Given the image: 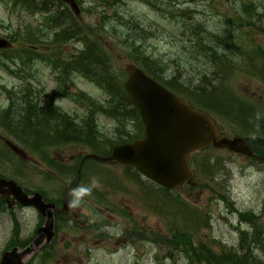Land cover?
<instances>
[{
    "label": "rangeland",
    "instance_id": "374dc122",
    "mask_svg": "<svg viewBox=\"0 0 264 264\" xmlns=\"http://www.w3.org/2000/svg\"><path fill=\"white\" fill-rule=\"evenodd\" d=\"M157 2L160 4L156 8ZM78 3L81 12L74 21L80 23L84 32H78L67 41H55L52 37L61 29L48 21L51 16L48 12L35 13L16 6L11 0H0V36L11 41L10 48L0 50L1 175L19 182L27 192L41 190L48 198L58 199L63 187L72 185V175L61 168L73 164L75 157L81 159L90 149L100 147L108 151L112 145L136 134L138 124L129 113L127 117L92 113L93 104L111 105V94L94 72L86 74L66 63L68 58H78L83 47L93 40L103 46L110 59L107 65L115 72L117 82L126 79V65L133 62L131 56L148 53L155 56L158 66H164L161 73L178 82L192 84L196 93L209 100L207 91L216 86L215 97L211 99L215 103L227 98L222 96L219 87L228 85L239 100L250 109L258 110L262 119L248 112H241L238 117L246 118L248 126L252 122L257 131H264V76H257L256 68L255 73H248L251 52L259 58L258 65L264 64V56L261 58L259 53L264 50V0H118L111 8L104 0H78ZM248 6L250 11L246 13ZM58 10L61 19L56 21L64 24L68 16L63 9ZM183 22L190 27L194 24L199 35L219 33L211 36L207 44L218 58L234 61L228 63L230 67L226 72L221 64L210 60L213 58L210 53L201 52L198 42L188 50V37H194V30L184 33ZM19 69H23L22 73ZM221 81L224 85H218ZM25 101L32 105L31 116L38 119L40 125L41 120H51L50 124L59 129V133H50L51 137L45 141L47 146L38 153L28 147L27 141L7 132L6 125L11 124L10 119L19 113ZM234 101L233 109H237ZM201 106L207 111V105ZM123 113L120 111L119 115ZM215 116L226 134L252 136L243 132V128L231 127L228 123L233 122V118ZM88 121L92 134L85 123ZM7 138L23 148L25 155L10 149L5 143ZM250 144L264 155V147L259 142ZM192 159L197 163L193 182L179 186L170 194L175 209L163 206L164 190L135 171L131 170L128 175L122 165L107 163L95 166L93 173H86L81 185L87 183L86 177L90 183L98 184V189L107 194L110 204L117 209V214L112 213L115 218L103 217L107 226L110 225L109 231L114 229L112 232H115L119 227V231L123 229L122 235L127 233L133 238L140 237L138 233L145 227L147 234H144L148 238L141 247L129 243L117 245L119 236L112 233L94 252L83 250L85 264H156L158 260L161 264H208L206 260L213 256L224 258L228 251L239 255L252 252L247 256L250 263L263 260L264 157L220 149L197 151ZM59 172L65 176H60ZM114 187L116 190H112ZM147 189L153 192L155 199ZM86 195L84 191L78 193L85 202L81 205L82 216H98L99 210ZM150 202L154 203L150 205ZM135 214L139 216L138 221ZM41 221L33 207L18 206L0 211V257L10 246L27 244ZM178 231L189 233L190 243L170 244L174 232ZM243 232L245 241L250 244L247 249L239 247ZM83 234L84 244L93 245L92 233L84 231ZM192 238L196 248L204 247L206 259L202 262L192 257ZM54 248L58 252L63 248L61 238L53 241ZM57 259L61 260L55 256L53 260H41L38 256L31 264H62Z\"/></svg>",
    "mask_w": 264,
    "mask_h": 264
},
{
    "label": "water",
    "instance_id": "95a60500",
    "mask_svg": "<svg viewBox=\"0 0 264 264\" xmlns=\"http://www.w3.org/2000/svg\"><path fill=\"white\" fill-rule=\"evenodd\" d=\"M76 14L80 9L76 0H64ZM7 40L0 37V46ZM128 77L124 87L139 109L144 124L145 136L113 147L106 157L88 154L99 160H114L134 166L145 177L162 186L176 188L187 179L192 180L193 171L190 154L198 149L213 146L252 155L253 152L240 137L228 138L221 135L209 114L194 108L166 86L147 75L137 64L127 65ZM13 197L12 202L34 205L46 217L33 241L19 250L17 246L3 253L0 264H25V260L46 240L54 235L53 208L56 204L44 202L41 193L28 195L22 187L0 176V196ZM10 206L11 203H8Z\"/></svg>",
    "mask_w": 264,
    "mask_h": 264
},
{
    "label": "trees",
    "instance_id": "16d2710c",
    "mask_svg": "<svg viewBox=\"0 0 264 264\" xmlns=\"http://www.w3.org/2000/svg\"><path fill=\"white\" fill-rule=\"evenodd\" d=\"M14 2V4L16 6H19L21 8H23L24 10H30V11H35L37 13H43V12H48L49 15L48 16V21H50L51 23H56V25L58 26V30L59 28L61 30H59L58 32H55V35L52 37V39L56 40H69L73 37H76L78 32H84V28L82 26H80V23H76L75 20V16L73 14V12H71L69 10V7L67 6L66 3H64L62 0H11ZM111 0H104L105 5H108V7L111 8V6H116L117 5V1L118 0H113L114 3L110 4ZM148 1V0H143ZM58 2V4H57ZM151 4V3H150ZM160 3L157 2L156 3V8L157 5H159ZM173 4V3H172ZM53 5V8H51ZM58 9H63L64 10V14L65 16H68V19H66V22L64 24H62V22H57L56 19L60 18L61 19V13ZM69 10V11H68ZM248 11H250V6H248V8H246L245 12L247 13ZM54 12V15L52 14ZM58 15H60L58 17ZM253 15V14H251ZM55 20V21H53ZM131 22V21H130ZM132 25H137L136 21H134V23ZM194 25V24H192ZM191 27L186 24L185 22L182 23V28L184 29V33L187 30H194L193 34L194 37L189 38V47L188 50H190V45L194 46L197 42L200 45L199 49H202V53L207 52L210 53L212 55L213 58H211L210 60H214L215 64H221L224 67H227L228 63H225L226 59H222V57L218 58V55L216 54V52L211 51L210 49H208V47L210 46L209 44H207L208 41L211 40V36L215 37L218 36L219 33H215L213 34L212 32L210 33H203L202 35H199V31L197 29V27L192 26ZM220 39V38H219ZM218 40V39H217ZM33 44V43H31ZM124 46L126 48H128L129 46L127 45V41H124ZM86 46V47H85ZM83 47V50L81 51V53L79 54L78 58H68V60H66L67 64L69 65V67L71 68H75L78 70L83 71L86 74H90L91 72H94L96 76H99V79L101 81L100 84L105 83V88L108 89L109 93L111 94L112 97V101H111V105L108 106H101V104H93V107H91V111L92 113L94 112V114H99V113H104L107 112L109 113L111 116H122V117H127L128 113L131 115L130 117L133 119V121H137L138 124V128L136 131V134L133 136V138H128L125 139L123 141H128L131 139H135V138H140V136L143 135V125H142V120H140V114H139V110L136 108V106L133 104V102L131 101V99L128 97L127 92L125 91V88L123 87V81L122 82H117L116 78L117 76H115V72L112 71V69L109 67L108 64V60L109 57L107 56V54H105V51L103 49V46L100 45L99 43H97L95 40L92 41V43H90L89 45H85ZM128 46V47H127ZM185 45H183L184 47ZM252 54L249 55V59H256L257 61V57L256 55L251 52ZM260 54L262 53L259 52ZM132 61L135 64H138L147 74L153 76L155 79H157V81L162 82L164 85L168 86L171 90L173 89L175 92H177L179 95L186 97L190 102L192 103H197L199 104V102L197 101L196 95H195V89L192 87L193 85H187L184 84V82H178L176 80H173V78H168L165 74L161 73L163 71V65L160 64L159 66L157 65L156 61L157 59L155 58V56L150 55V54H143V55H137L136 57H132ZM252 61V60H251ZM251 63H254L253 61ZM169 67V66H168ZM167 70V69H166ZM87 71V72H86ZM166 78H165V77ZM125 80V79H124ZM209 91V90H208ZM207 91V92H208ZM209 96L212 95V93L208 94ZM224 96V95H222ZM229 96V95H228ZM226 96L227 98L225 100H228V102H230V104L232 105L233 103H235L234 98L232 96ZM207 97H205L206 100ZM222 103L225 104L224 100H220ZM239 104V102H237ZM22 105V109L19 110V113L14 115V117H12V119H10L12 122L10 125L13 128H15V132L13 134L16 135V137L18 139H22L21 141L25 140L28 143V147L30 146L31 148L35 149L36 152H38V150L41 152L42 147L47 146L45 141L49 140L50 133H59V129L56 127H53L54 125L50 124L51 120H41L40 122L42 123V125L39 124L38 119L36 120L33 115L31 116V112H32V105H30L29 103H27L26 101L24 103L21 104ZM223 105V104H221ZM120 111L124 112L123 114L119 115ZM1 114V113H0ZM7 116V115H6ZM10 117V116H7ZM5 119V117H4ZM3 119V120H4ZM86 126L88 128H90V132L92 131V126H90L89 121L85 122ZM22 127V128H21ZM21 128V129H20ZM20 130H26L23 131V135L22 133H20ZM249 132V131H247ZM63 134L67 135V132H64ZM92 134V132H91ZM251 134H257L261 137H264V133H261L257 130H254ZM94 135V134H93ZM95 142V141H94ZM94 142L90 143L93 144ZM260 142L262 144V141H257ZM256 149V148H255ZM205 150H214V148L212 147H208V149ZM204 151V150H203ZM259 149H256V152H258ZM93 152L98 153V154H106L108 153V151L101 149L100 147H95V149L93 150ZM260 154V152H258ZM264 153V152H263ZM197 153L193 154L194 155ZM92 161H95V164L93 165V167H97L98 166V162L96 160L91 159ZM48 161V160H47ZM194 165L197 163L194 162V160L192 159ZM125 168L128 171V175H130V171L133 170V168L125 166ZM134 173H137L136 171ZM138 174V173H137ZM160 188V187H158ZM162 190H164L165 192V198L163 197V199H161L162 202H164L163 206H170V207H174L173 205V201L174 199H172L170 197L171 191L168 189H163L160 188ZM150 191V190H149ZM151 192V191H150ZM159 199V200H160ZM155 201V200H154ZM151 202L150 205H152ZM250 217L253 218V214L250 213ZM255 222V221H254ZM257 227L254 224V229H256ZM245 233L243 232L242 235V241L239 240V247L241 245V248H248V246H250V244L248 242L245 241L244 236ZM185 242L190 243V235L187 232L184 231H178V232H174V236H172L171 239V243L170 244H175L176 246H179V244H185ZM262 246L264 248V244L262 242ZM203 249L204 247H202L201 249L193 247V251L195 252V254L197 255V260L199 259V261L201 260H205V254H203ZM250 252V251H249ZM225 253V252H224ZM252 252L247 253L246 255H239L238 253H232L230 251H228L225 254V257L223 258L221 257H211V259L206 260L208 264H255L253 263V260H251V263L248 262V258L247 256H251ZM203 257V259H202ZM202 262V261H201ZM256 264H264V259H259Z\"/></svg>",
    "mask_w": 264,
    "mask_h": 264
},
{
    "label": "flooded vegetation",
    "instance_id": "af4514ba",
    "mask_svg": "<svg viewBox=\"0 0 264 264\" xmlns=\"http://www.w3.org/2000/svg\"><path fill=\"white\" fill-rule=\"evenodd\" d=\"M220 104L222 103L218 101L215 105H220ZM75 189H76L75 187L67 189L63 197L59 201V204H61L60 207L57 204V207L54 210V215L58 217L54 225L56 227L55 228L56 235L54 237V240L56 238H61L63 243V248L58 252L55 248L53 249V242H52L51 244H49L48 246L42 249L41 254L45 253L47 255H50L52 256L53 259L54 256L60 257L61 260L58 259L57 260L58 262L62 261L61 262L62 264H75V263L85 264V259L83 258L85 252L83 250L91 253L94 252L95 248L98 247L99 243L101 242L105 243L106 242L105 237L110 238L111 236L110 234L112 233H116V235L119 236L116 239L117 245H120L122 243H129L134 246L141 247L144 241L147 240L148 238L146 235L147 229L145 227L144 229H142L141 234L138 233L140 237H133V238L132 237L130 238V235H128L127 233L125 235H122L123 229L119 231V227H117L115 232H112L114 231V229L109 231L110 225L107 226L108 224H106L107 222L103 220V217L109 220L111 217L114 216L110 213L109 214L106 213L102 207H97L95 205L96 209H98L100 213L98 214V216H93V215L82 216V212H81L82 203L79 201L78 192L75 191ZM71 199L72 201H70ZM67 200H69L70 202L68 201L66 205L65 202H67ZM0 201L2 203H5L4 202L5 200H3V198H1ZM65 205L69 207L68 211L63 210V207ZM135 219L137 221L139 220L138 214H135ZM140 221L143 222L144 219H141ZM129 225L130 223H128V226ZM84 231H88L89 235H91L90 232L92 233L93 245L90 244L89 242H87V244H84L83 242ZM102 233L104 234V236H102ZM57 234H59L58 237ZM132 241H134V243H132ZM145 258H149V256Z\"/></svg>",
    "mask_w": 264,
    "mask_h": 264
},
{
    "label": "bare ground",
    "instance_id": "6f19581e",
    "mask_svg": "<svg viewBox=\"0 0 264 264\" xmlns=\"http://www.w3.org/2000/svg\"><path fill=\"white\" fill-rule=\"evenodd\" d=\"M103 157H106V156H103ZM98 162H102V160H99ZM94 164H95V161L90 160L87 163H85L84 166L81 167L82 169H80V171L82 172H84L85 170L90 171L92 169L91 167H93ZM82 172H79V173H82Z\"/></svg>",
    "mask_w": 264,
    "mask_h": 264
}]
</instances>
